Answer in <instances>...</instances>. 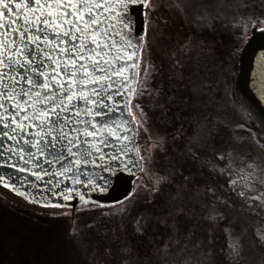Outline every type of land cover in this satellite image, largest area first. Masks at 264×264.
<instances>
[{
    "label": "rangeland",
    "instance_id": "rangeland-1",
    "mask_svg": "<svg viewBox=\"0 0 264 264\" xmlns=\"http://www.w3.org/2000/svg\"><path fill=\"white\" fill-rule=\"evenodd\" d=\"M246 4L248 3L245 0H149L144 8V15L146 19L145 34L150 37V43L145 46L142 45L139 64L141 62V67L145 69V62L149 51H151L150 47L152 45L157 47V43L167 52L169 58L167 57L165 62L169 66L173 65V57L177 52L181 55L182 51H189L186 46L188 43L186 42L183 43L185 45L179 43L178 46L175 45L176 43L170 46L166 44V36L165 34L163 35L165 27L173 29L174 36L178 35V31L183 32L189 27L198 28L208 40H211V34L217 31L228 30L237 32L238 28L232 21V17L235 18L237 16L236 18L238 19L236 21L241 22V25L242 21L244 22L245 10L249 9L245 7ZM198 10L201 12H196ZM251 10L254 12L259 9L253 3L251 4ZM212 13L214 16L211 15ZM146 35H144V38ZM161 35H163V43L161 42ZM186 38L188 41L189 38ZM225 40L224 38L219 41L224 42ZM200 43L202 45L201 40ZM200 43L197 42L196 48H198ZM163 44L166 45V48H164ZM209 52L212 55L210 56L212 63L209 64L208 71H216V63L223 67V55L218 54L220 58L217 57V60H215L214 55L216 54L212 51ZM227 56L228 58L226 59L231 69L234 59H231L233 57L230 50ZM173 66L176 67V65ZM180 69L184 71V68L181 67ZM201 75L204 76L206 74L203 72ZM207 78L206 80L210 82V79ZM226 81L227 83L229 82L228 79ZM210 84L218 86V83L216 84L213 80H211ZM210 84L205 83L203 85L200 83V86L203 87L200 92L195 93L197 100L182 92L181 88L184 87L182 84L178 87L179 95L183 96L178 99L188 98L189 100L191 99L188 102L196 104L197 107L188 105V113L195 112V115L198 116V122L191 124L187 120L186 126L182 130L179 128V124L174 121H171V124L162 126L160 121H157V118H152L151 116V122L143 128L144 131H142L143 134L139 140L142 143L143 153L145 151V159L143 160L142 157V171L133 181L132 193H134L135 198L144 199L150 203L144 204V206H137L130 216L133 218L131 220L136 223L133 225L134 233L138 237H140V234H146L148 236L146 242L144 240L143 244L135 242V247L131 242L128 244V251L122 253L120 249L116 248L114 260L107 259L110 257L108 247L104 248V251L93 247L87 250L88 246L80 245L79 251L81 254L79 253L78 256L74 255V249H67L66 251L63 249L62 252H58L56 255V264H72L71 262L76 259L75 264H146L148 261L162 264H197L200 261L202 264H212L214 261L216 264H231L236 261V263L240 264L241 253L235 234L238 231L243 232V223L245 222L229 206L226 207L222 203L213 204L210 196L213 197L214 194L210 193L209 195L204 189L207 188L205 181L211 179L212 176L207 172L201 173L202 169L196 166V159L198 158L193 159L191 157L192 148L197 151L201 150L204 155L206 153V158L212 155L213 151L208 148L209 143L206 144L207 147L205 149L207 151L201 149L203 146L201 145V131H211L213 128L214 132L220 135V139L224 142H230L223 147L224 149L228 148L230 144L233 145L230 140V136L232 137L230 126L234 125L235 122L242 121L244 118L240 105L238 103L237 105L229 103L232 95L230 96L228 89L223 86H221V93L218 94L219 97H215L214 106H207L210 104L208 103L209 97L207 98V94L210 92ZM185 89L187 88L185 87ZM219 98L224 101L222 107L219 106ZM167 107L170 111L171 106L168 105ZM176 107L178 108V106ZM215 149L222 150V146H217ZM213 159L201 160L204 161L202 167L214 170V164L211 162L214 161ZM248 159L244 158L241 165L232 163L231 170L223 168L221 173L227 175L228 171L229 175H232V182L235 186H240L239 178L241 175L244 182L249 184L248 181L252 178L253 173L252 169L247 167L248 162H250ZM180 168L183 172L181 173L183 183H181L180 187L177 186L173 189L171 196L161 194L162 183L173 175L180 173ZM217 178L219 179V177ZM20 205H23L24 208L34 209L37 212H65L67 213L65 223L68 226L67 228L72 230L78 224H81V221L72 215V209L68 207L58 208L37 205L21 198L9 188L0 186L1 264H54L55 255L53 252L51 255L50 253L47 254L42 249V242L36 236L35 231L28 229L21 221L22 217L17 213L22 208ZM138 211H142L141 214L145 219L139 217ZM179 216L183 217L182 225L184 231L182 234L176 236L161 231L158 236H154L156 231L153 229H156L155 227L164 226L168 228L174 224ZM130 236L133 237L131 232ZM44 241L46 244L50 245L51 242L53 245L50 239H44ZM98 242L102 244L104 239L99 236ZM138 247H141V249ZM85 252H87L86 255L83 254ZM130 258H132L131 262Z\"/></svg>",
    "mask_w": 264,
    "mask_h": 264
},
{
    "label": "snow or ice",
    "instance_id": "snow-or-ice-1",
    "mask_svg": "<svg viewBox=\"0 0 264 264\" xmlns=\"http://www.w3.org/2000/svg\"><path fill=\"white\" fill-rule=\"evenodd\" d=\"M134 2L0 0V155L7 157L0 165L21 168L11 163L12 155H19L41 167L32 159L35 153L54 165L64 161L65 170L58 168L56 175L69 179L65 171L79 174L82 165L97 163L94 154L104 157L102 146L110 147V138L130 140L126 128L121 135L113 114L123 102L114 90L132 78L140 47L132 45L126 24ZM139 2L144 7L149 0ZM21 137L27 152L12 143ZM33 175L43 180L46 173ZM73 191L78 190L67 189Z\"/></svg>",
    "mask_w": 264,
    "mask_h": 264
},
{
    "label": "trees",
    "instance_id": "trees-1",
    "mask_svg": "<svg viewBox=\"0 0 264 264\" xmlns=\"http://www.w3.org/2000/svg\"><path fill=\"white\" fill-rule=\"evenodd\" d=\"M245 1L248 3L245 7L249 9H247V11L244 8L246 11L244 13L245 17L243 18L244 22L242 21L240 25L241 22L236 21L238 19L236 18L237 16H235V18L232 17V21L238 28L237 32L228 30L219 32L215 29L217 32L211 34L212 39L208 40L198 28L189 27L183 32L178 31V35L174 36L173 29L165 27L163 33V35L165 34L166 36L165 43L169 44V46L176 43L175 45L178 46L179 43L185 45L183 43L186 42L188 43L186 46L189 48V51H180L182 53L181 55L178 52L174 55L172 64L176 65L175 67L173 65L169 66L167 62H165V59L167 57L169 58V56L165 49L159 46V43H157V47H154V45L150 47L151 51H149L147 61L145 62V69L141 67V62L139 64L137 86L130 101V113L137 125L139 153L141 159L143 157L144 160L145 151L143 153L142 143L139 138L143 134L142 131H144V126H147L151 122V116L152 118H157V121H160L162 126L171 124L170 122L174 121L179 124V128L182 130L186 126L185 123L187 120L191 124L193 122H198V116L195 115V112H190L191 114L188 113V105L190 104V107H197L196 104L188 102L191 100L188 98L178 99L179 97H183L179 95L178 87L180 84L184 86L181 90L183 93H186L185 95L188 94L191 98L197 100L195 93L200 92L203 87L200 86V83L204 85L205 83L210 84L211 80L215 81L216 84L218 83V86H212L210 84V92L207 94V98L209 97L208 103H210L207 106H214L215 97L218 98V94L221 93V78L225 80L223 81L224 87L228 89L227 91H229L230 96L232 95L229 103L232 105H237L238 103L240 109L242 108V115L244 117L243 120L241 118L242 121L238 123L235 122V124L233 123L234 125L230 126L232 133L230 140L233 145L230 144L229 147L227 146L228 148L224 149L223 147L230 142H224L220 139V135L216 134L213 128L211 131H201L202 133L200 135H202V139H200L202 141H200L201 145H203L201 149L207 151L205 148L207 147L206 144L209 143L208 148H211L213 151L212 155L214 159L212 155L206 158V153L204 155L200 149H198L200 151H197L194 150V148L191 149V157L193 159H199H196V166L202 169L200 171L201 173H210L209 175L213 178L205 181V185H207L208 189L204 188L209 195L210 193L212 195L214 194L213 197L210 196L213 204L218 205L222 203L226 207L229 206L236 215H240L239 218L245 222L243 223V232L237 230L238 232L235 234L241 253L240 264H264V136L258 125L243 109L235 90V81L239 70L240 52L251 35L253 26H257L258 29H264V0ZM192 3L194 4L193 1ZM253 3L258 6L259 10L252 12L251 4ZM196 12L199 13L201 11L198 10ZM211 15H213V13ZM163 35H161L162 43ZM186 37L189 38L188 41ZM224 38L226 39L224 42L219 41ZM149 40L150 37L146 35L143 46L150 43ZM197 42L200 43L198 44V48H196ZM207 45H209V49ZM164 48H166V45H164ZM229 50L233 57L231 59H234L231 69L226 59L228 58L227 55H229ZM209 51L216 54L214 55L215 60H217V57L220 58L218 54L223 55V67H221L219 63H216V71H208L209 64L212 63V58L210 57L212 55ZM181 67L184 68V71L180 69ZM203 72L206 75L202 76L201 73ZM208 76L209 78H207ZM206 78L210 79V82L207 81ZM227 79L229 80L228 83L226 81ZM185 87L187 89H185ZM219 102V106L222 107L224 101L219 98ZM168 105L171 106L170 111L167 107ZM176 106H178V108ZM161 114L163 115V119ZM174 117H176V119L173 120ZM217 146H222V150H216L215 148ZM244 158H249L248 160H250L247 167L251 168L253 173L252 178L248 181L251 185L246 184L241 175L239 178L240 186H235L232 182V175H229L228 171L227 175L221 173V171L223 168L231 170L232 163L241 165ZM206 159H213L215 161H211L214 164V170H208L202 167L204 161L201 160ZM181 173L183 172L180 168V173L175 174V176L173 175L162 183V187L160 188L161 194L171 196L173 189L177 186L180 187L181 183H183ZM217 177H219V179ZM0 186L4 185L0 184ZM19 196L25 199L21 195ZM147 203L150 202L135 198L134 193H131L129 197L122 201L111 204L95 202L80 203L76 206L74 211L71 210L72 215L76 216V219L81 221V224H78L73 230L67 228L68 226L65 223L67 213L65 212H37L34 211V209L24 208L23 205H20L22 208L17 213L22 217L20 218L25 226L35 231L36 236L40 238L42 249H44L47 254L50 253V255L53 252L55 255L54 264H56V255L58 252H62L63 249L65 251L67 249H74V255L78 256L80 253V245L85 247L88 246L87 250L93 247L94 249L98 248L104 251V248L108 247L110 257L107 259L114 260L116 248L120 249L121 253L126 252L128 251L129 243L132 242L135 247V242L143 244V240L146 242L148 239L146 234H140V237H138L134 233L133 225L136 223L131 220L133 218L130 216L134 208L139 205L144 206V204ZM68 208L71 209V207ZM137 213L140 218H144L141 214L142 211H138ZM183 217L179 216L174 224L170 225L168 228L164 226L160 228L158 226L155 227L156 229H153L156 231L154 236H158L161 231L179 236L184 231L182 225ZM130 232L133 234V237H129ZM99 236L104 239L102 244L98 242ZM44 239L52 240L53 245L51 242L50 245L46 244ZM138 248L141 249V247ZM86 253L87 252L83 254L86 255ZM76 260H73L71 263L75 264ZM129 260L131 262L132 258ZM146 264L162 263L148 261ZM197 264L202 263L200 261ZM212 264H216L215 261ZM231 264L239 263L234 261Z\"/></svg>",
    "mask_w": 264,
    "mask_h": 264
},
{
    "label": "water",
    "instance_id": "water-1",
    "mask_svg": "<svg viewBox=\"0 0 264 264\" xmlns=\"http://www.w3.org/2000/svg\"><path fill=\"white\" fill-rule=\"evenodd\" d=\"M144 8L145 6L142 7L139 0H135L130 5V19L126 21V24L131 32L132 45L136 46L139 43L140 47L138 56L133 57L137 62L131 69L132 78L125 81V87H118L114 90V93L121 94L120 98L123 102L119 105L121 111L114 113L113 118L115 123L121 126V135L124 134L123 129H127L130 140L118 142L115 138H110L111 146H102L104 157L94 154L97 163L82 165L79 174L75 171H65V176L69 179L56 175L58 168L65 170L64 161L54 165L51 161H46L43 157H36L33 153L32 159L41 166L33 168L26 162L29 157L25 156V159L21 160L19 155H12L11 163L19 164L21 168H12L11 164L0 165V177H3V182L0 184L31 202L46 206H69L73 209L82 202L103 204L119 202L132 193L133 181L140 175L143 167L138 149L137 125L130 114V101L137 85L138 65L145 33ZM19 22L20 24L24 23L23 19H20ZM112 22L117 23L115 18ZM116 31L122 32L118 24ZM116 39L122 40V35H118ZM129 63L131 64V61ZM128 72L129 70L126 69L124 74L128 75ZM235 89L243 109L258 125L264 136V29L254 26L240 52ZM98 119L102 118L98 117ZM23 139L21 137L12 143H15L16 147H24L27 152L30 149L24 145ZM2 140L3 138H0V142ZM121 150L125 153L124 156L120 155ZM0 159H7V157L0 155ZM22 168H32V171L25 172L22 171ZM39 171L46 173L43 180H38L33 175V172ZM47 173H51V175ZM105 177H109L106 183ZM73 180L76 182L73 183ZM84 181H94V183H83ZM9 184L12 187H9ZM45 184L47 187H44ZM69 188L78 191L68 193L67 189ZM56 193H61V195ZM66 195H70L72 198L67 199Z\"/></svg>",
    "mask_w": 264,
    "mask_h": 264
},
{
    "label": "flooded vegetation",
    "instance_id": "flooded-vegetation-1",
    "mask_svg": "<svg viewBox=\"0 0 264 264\" xmlns=\"http://www.w3.org/2000/svg\"><path fill=\"white\" fill-rule=\"evenodd\" d=\"M221 81H222V86L224 87V83H223V81H225L224 79H221Z\"/></svg>",
    "mask_w": 264,
    "mask_h": 264
}]
</instances>
